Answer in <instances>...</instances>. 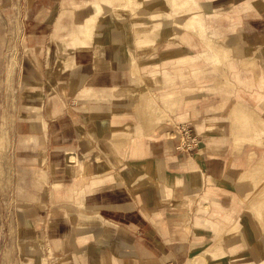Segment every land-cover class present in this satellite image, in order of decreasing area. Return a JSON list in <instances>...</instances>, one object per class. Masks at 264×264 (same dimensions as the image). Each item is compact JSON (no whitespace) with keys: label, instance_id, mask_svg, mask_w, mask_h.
Listing matches in <instances>:
<instances>
[{"label":"crops","instance_id":"crops-1","mask_svg":"<svg viewBox=\"0 0 264 264\" xmlns=\"http://www.w3.org/2000/svg\"><path fill=\"white\" fill-rule=\"evenodd\" d=\"M121 1L0 0V56L11 48L17 57L14 80L4 66L16 104L6 116L14 155L6 168L16 180L15 191L0 190V238L9 246L0 264L261 263L264 228L246 204L252 200L264 215V183L248 193L255 168L264 174V154L253 170L246 155L219 147L179 149L176 139L155 131L164 117L155 96L172 107L180 99L177 78L200 80L209 64H225L222 79L252 91L264 106V0ZM231 2L243 9L236 35L230 19L215 22ZM207 16L228 36L229 45L217 44L223 58L209 38L196 53L180 52L184 25L201 39L213 36ZM154 51L158 62L147 63ZM135 57L151 77L160 75L157 94L144 88L139 101L124 69ZM239 58L254 66L252 77L239 74ZM219 86L227 97L233 92ZM230 112L238 129L232 152L262 143L264 118L240 115L236 103ZM17 176H28L30 192L22 193L24 178ZM7 198L14 200L8 209Z\"/></svg>","mask_w":264,"mask_h":264},{"label":"rangeland","instance_id":"rangeland-1","mask_svg":"<svg viewBox=\"0 0 264 264\" xmlns=\"http://www.w3.org/2000/svg\"><path fill=\"white\" fill-rule=\"evenodd\" d=\"M56 2L57 0H50ZM121 3H124V0L121 1ZM198 9L200 7H197ZM133 10V9H131ZM187 11L188 9H184ZM243 9L238 7L237 3H230V12H226L225 14H218L215 18V22L222 21V18L224 19H230V24H228V29H230V32L234 35L239 32L240 28V18L242 16ZM167 16H171L173 19L174 17V11L173 12H167ZM209 20V26L213 28V36H207L204 39H201L197 32L194 31H186L188 27L186 25L183 26L182 29H179L182 34V40L180 39L179 44L182 45V49L180 52L182 53H196L199 49L203 48L205 46V40L207 38L210 39V43H213L214 48L217 52H219L223 58L224 50L220 48V45L218 46V42H222L224 46H227V37L224 36V33L220 30L221 25L217 23H211L210 19L207 16ZM202 24V23H201ZM204 24V22H203ZM242 27V26H241ZM8 28V27H7ZM167 29V26H165ZM199 30V29H197ZM190 33L192 38L191 40H185V34ZM228 33V32H227ZM179 37V36H177ZM235 37V36H234ZM11 43V42H9ZM7 45H10L7 43ZM11 46V45H10ZM5 47L6 51L7 48ZM179 52V51H178ZM8 55L5 57L0 56V180L2 182V178H6V180H9L6 185L0 183V190L3 189V191H7L8 193L11 191V188L13 187V191L15 188V180H16V174L14 173V170L11 168H6V165L11 166L10 163L14 160V155L10 151V143L9 141H5V133H6V125L8 122V119H6V116L13 115V111H16V104L13 100V88L6 87L5 83V73H4V66L9 68V73H7V79L14 80L15 79V72L14 69L16 67L17 57L15 55V50H9L7 51ZM160 58V55H158L157 51H154L152 55H150L148 58H146L147 63H149V59L151 60L150 63H152L153 60H156L158 62ZM162 58V57H161ZM137 57L131 60V63L124 67L126 69L127 75L129 80L134 84V88L131 89V94L136 96L137 101H139V91L142 89H148L154 95L157 94L159 88L157 87L159 83V73L153 77H151L150 73L146 70L148 68H141L142 66V60H140ZM203 64V61H200ZM140 64V65H138ZM163 65L164 63L161 62ZM176 62H172V67L176 66ZM236 69L238 70L239 74L242 77L250 78L253 75L254 70L253 67L250 64H246L242 61L241 58L237 59L235 61ZM73 67L72 60H68L66 62V67ZM170 66V67H171ZM159 67V66H158ZM171 67V68H172ZM207 70L204 71L203 77H201L200 80L189 78L187 81L181 80V78H177L176 80V86H174V89L179 92L180 99H178L176 104L172 107H168L164 101H162L159 96H155L158 105L162 108V111L164 113V117L155 127V131L159 129V131H163L162 135L165 136V138L174 140H177V147L181 143V134L179 133L178 125L181 123H186L190 129V132L192 134H195V132H198V141L197 144L202 149V145H208V147H219V150L217 152H227L231 155H246V158L248 159V165L249 168L254 170L253 164L257 163V159L261 157L264 154V139L262 143L257 142H250L244 144V148H242L239 152H232L230 150V143L233 141V135H234V129L236 125L235 118L231 116V108L233 104H237L239 109L241 110L240 115H252L255 121H259L260 118H264V107L257 102V99L255 98V95L252 91L247 90L242 85H239L234 82H230L227 78L222 79L223 77L220 76L221 73L226 72L227 68L225 64L221 67H215V70L212 69L211 65L209 64L207 66ZM145 71H142V70ZM184 70L185 72L189 70V67L187 66ZM16 71V70H15ZM136 72V74H134ZM175 73H178L179 70L174 71ZM14 75V78H13ZM136 76V80L135 77ZM137 76L138 78L137 80ZM134 80V81H133ZM10 83V82H8ZM222 85L223 88H232L233 92L229 97H227L226 93L222 90L219 91L220 86ZM216 86V88L213 90V87ZM218 87V88H217ZM221 87V88H222ZM134 90H137L135 93ZM147 93V92H146ZM148 95V94H147ZM6 98V101L4 100ZM3 100L4 102H2ZM6 113V115H5ZM193 120L195 123L196 128L192 127V123L190 120ZM235 123V125H234ZM194 125V124H193ZM197 125L199 127H197ZM237 128V127H236ZM203 131V133H201ZM258 132V130H255ZM249 133L254 132V129H249ZM196 135V134H195ZM196 135V136H197ZM264 136V135H263ZM153 138H158V136H153ZM224 140V141H223ZM114 142V140H113ZM116 146V144H115ZM117 147V146H116ZM179 148V147H178ZM181 149V148H180ZM218 149V148H217ZM183 150V149H181ZM191 150V149H190ZM209 153H212L213 151L208 149ZM207 150V151H208ZM187 151V150H185ZM248 152L251 153V156L253 159L249 160L248 158ZM3 162V163H2ZM10 162V163H6ZM256 172L255 176L250 177L249 179L252 180V190H250V195L253 191H256L259 186L264 183V174L259 175V168H255ZM247 176V175H246ZM18 177L17 176V180ZM24 178V177H21ZM4 180V179H3ZM23 181L25 182V186L22 187L24 194L26 191L30 192V189L32 188L28 176L26 179L24 178ZM11 182V183H10ZM40 184V183H39ZM260 198L264 197V188L261 192ZM248 198V197H247ZM255 198V197H254ZM253 198V199H254ZM252 201V200H251ZM251 201L248 199V202L246 204V210L253 214V216L256 218L257 224L264 228V215H260L257 211V209L250 207ZM6 204L5 206L7 209L14 203L13 199L7 198L5 200ZM264 205H261V208ZM232 214V213H231ZM7 222L9 223V216L7 217ZM232 224H230V227L232 228L235 223L234 221H231ZM237 222V221H236ZM2 238H0V256L5 254V247L8 245L2 244ZM6 242V239L4 240ZM3 241V242H4ZM6 244V243H5ZM260 249L261 246H259ZM260 264V263H257Z\"/></svg>","mask_w":264,"mask_h":264},{"label":"built area","instance_id":"built-area-1","mask_svg":"<svg viewBox=\"0 0 264 264\" xmlns=\"http://www.w3.org/2000/svg\"><path fill=\"white\" fill-rule=\"evenodd\" d=\"M179 133L181 134V143L179 149L190 150L197 144L198 138L195 134L190 132V129L186 123L178 125Z\"/></svg>","mask_w":264,"mask_h":264},{"label":"bare ground","instance_id":"bare-ground-1","mask_svg":"<svg viewBox=\"0 0 264 264\" xmlns=\"http://www.w3.org/2000/svg\"><path fill=\"white\" fill-rule=\"evenodd\" d=\"M254 54V53H253ZM254 59V58H253ZM251 61H252V59H251ZM250 61V62H251ZM254 61V60H253ZM253 61H252V63H253ZM250 65H251V63H250ZM252 66V65H251ZM254 67V66H253ZM264 101V100H263ZM264 107V106H263ZM258 252L260 253V255L261 256H264V252H263V249H260L259 247H258ZM263 261L260 263V264H264V259H262Z\"/></svg>","mask_w":264,"mask_h":264}]
</instances>
